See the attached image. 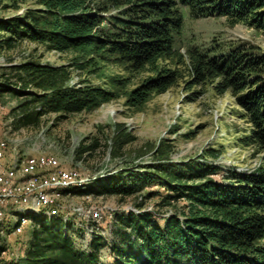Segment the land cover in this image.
I'll return each instance as SVG.
<instances>
[{
    "label": "trees",
    "instance_id": "16d2710c",
    "mask_svg": "<svg viewBox=\"0 0 264 264\" xmlns=\"http://www.w3.org/2000/svg\"><path fill=\"white\" fill-rule=\"evenodd\" d=\"M35 2L41 7L28 9L24 17L0 18V46L13 47L29 39L58 51L92 47L103 59L108 54L134 70L148 67L154 74L130 94L129 100L135 104L143 103L148 91L166 90L180 76L179 68L161 61L182 63L192 77L187 89L212 80L220 93L232 91L252 124L249 140L264 151V53L249 51L243 44L227 49L195 45L185 52L178 45L184 10L194 18L226 16L232 23L245 22L264 31V0ZM88 62L79 66L83 68ZM9 68L16 71V81L6 72L0 74V91L30 95L25 92L30 84L40 90L15 108L16 128L39 125L42 115L50 111L66 118L112 95L102 85H67V65L28 60ZM17 83L20 89L13 87ZM166 154L168 150L162 152V156ZM219 154L207 150L202 154L204 161H160L143 171L121 170L95 178L85 188H74L73 193L83 195H132L147 184L160 182L175 193L174 198H187L192 203L188 211L171 214L163 224L151 212L117 215L119 240L112 245L114 257L110 262L100 259L105 246L100 237H93V250L87 253L76 248L67 235L72 223L44 216L26 225L25 256L4 264H264V169L257 173L234 172V180L217 181L211 175L220 168L207 158ZM170 198L163 197L157 206L169 205ZM47 207L53 209V205H46L42 210ZM5 252L6 246H2L0 253Z\"/></svg>",
    "mask_w": 264,
    "mask_h": 264
},
{
    "label": "rangeland",
    "instance_id": "374dc122",
    "mask_svg": "<svg viewBox=\"0 0 264 264\" xmlns=\"http://www.w3.org/2000/svg\"><path fill=\"white\" fill-rule=\"evenodd\" d=\"M40 7L35 0H0V18L24 17L28 9ZM238 44L245 45L249 51L264 53V31L245 22L232 23L226 16L194 18L184 10V27L178 40L183 52L195 45L227 49ZM105 57L101 58L92 47L58 51L29 39L18 41L13 47L0 46V74H10L13 82L16 71L10 66L38 60L67 65L66 84L69 86L102 85L112 92L111 97L99 105L70 113L66 118H59L58 113L50 111L42 115L39 125L16 128L15 108L20 101L30 98L31 93L40 90L30 84L25 90L30 95L0 91V142L5 143L2 151L10 152V156L3 159L4 166L9 168L15 159L24 162L26 158H33V154L46 157L53 160L58 171L78 172L83 181L78 187L84 188L95 178L126 169L143 171L160 161H204L202 154L207 150L220 152L217 157L207 158L220 168L211 175L217 181L234 180V172L257 173L264 169V151L249 140L252 124L231 90L220 93L212 80L187 89L192 79L188 70L182 63L166 60L161 63L169 62V66L179 68L180 76L166 90L148 91L144 102L135 104L129 100L132 90L154 72L148 67L134 70L114 56L106 54ZM90 59L92 61L88 62ZM85 62L88 63L81 68L79 64ZM20 85L13 87L20 89ZM166 150L168 154L162 156ZM27 170L25 166V172L18 179L34 176V172ZM4 187L0 186V193ZM73 189L51 190L52 200L59 205L57 210L54 203H50L52 210L47 207L34 216L33 199L27 200L30 205L10 207L9 217L6 215L0 224V248L6 246V252L0 253V264L26 254L27 224L21 233L15 232L16 219L21 215H26L29 222L45 216L48 220L59 217L72 223L67 235L76 248L87 253L93 250V237H100L105 242L100 259L107 263L114 257L112 245L119 240L117 215L151 212L163 224L165 218L176 212L181 215L180 211H188L192 204L187 198H174L175 193L160 182L147 184L132 195L93 192L83 195L74 194ZM165 196H172L171 203L158 207L157 203ZM127 230L132 231L130 227Z\"/></svg>",
    "mask_w": 264,
    "mask_h": 264
},
{
    "label": "bare ground",
    "instance_id": "6f19581e",
    "mask_svg": "<svg viewBox=\"0 0 264 264\" xmlns=\"http://www.w3.org/2000/svg\"><path fill=\"white\" fill-rule=\"evenodd\" d=\"M4 147L5 144L0 145L1 148L0 152ZM25 166L28 167V162L23 163L18 159L12 161L9 168L7 167L5 171V178L9 179L7 181V186L4 187L5 189L1 193H8V191L12 192L14 193L15 197H20V201H27L28 199H33V204L36 206L34 210L35 211L34 213H36L35 215H37V213H41V210L44 206L50 205V203H54V202L46 203L47 199H52L53 195L51 194V190L59 191L60 189H66V188L73 189L83 185V181L80 180V176L78 177V173L76 171H68V172L58 171L59 180H45L43 182L38 183V191L36 194L35 185L32 183V179L34 178V176H31L29 178H24L22 180L18 179V177L25 172L24 171ZM27 172H34V171H27ZM21 186H24L25 194H23V189L21 188ZM1 193H0V197H1ZM21 205H30V204H21ZM2 207L3 206L0 205V224H2L5 221L6 215H8L7 212L3 211ZM28 222L29 221L26 218V215H21L19 219H16L15 232L21 233Z\"/></svg>",
    "mask_w": 264,
    "mask_h": 264
},
{
    "label": "built area",
    "instance_id": "2783aa9c",
    "mask_svg": "<svg viewBox=\"0 0 264 264\" xmlns=\"http://www.w3.org/2000/svg\"><path fill=\"white\" fill-rule=\"evenodd\" d=\"M0 143L5 144L4 142ZM6 156H10L9 151L0 152V186H7V181L9 180L5 178V171L7 169V166H3V159H5ZM25 161L28 162L27 171H34V178L32 179V183L35 185L36 194L38 191V183L43 182L45 180H59L58 168L53 164L52 159H47L46 157H38L33 154V158H26ZM21 188L23 189V194H25L24 186H21ZM47 202L54 201L52 199H47L46 203ZM21 204L29 203L28 201H20V197H15L14 193L12 192L8 191V193H1L0 205H2L5 212L8 213V217L10 213V206ZM58 206L59 205L54 202V209H57Z\"/></svg>",
    "mask_w": 264,
    "mask_h": 264
},
{
    "label": "crops",
    "instance_id": "0c3cea01",
    "mask_svg": "<svg viewBox=\"0 0 264 264\" xmlns=\"http://www.w3.org/2000/svg\"><path fill=\"white\" fill-rule=\"evenodd\" d=\"M23 161H24V160H23ZM24 162H26V161H24ZM24 162H23V163H24ZM25 164H26V163H25Z\"/></svg>",
    "mask_w": 264,
    "mask_h": 264
}]
</instances>
